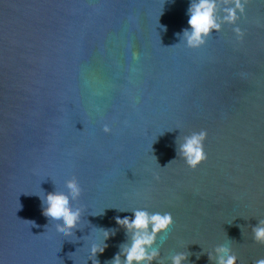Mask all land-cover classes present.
<instances>
[{"label": "water", "instance_id": "water-1", "mask_svg": "<svg viewBox=\"0 0 264 264\" xmlns=\"http://www.w3.org/2000/svg\"><path fill=\"white\" fill-rule=\"evenodd\" d=\"M189 2L0 0V264H86L94 228H112L107 264L126 240L115 218L132 215L109 207L170 212L165 261L213 264L202 248L227 239L238 264L264 258L251 232L264 219V0H249L243 43L225 25L198 49L177 45ZM200 129L208 159L192 170L177 138ZM73 180L75 240L33 194Z\"/></svg>", "mask_w": 264, "mask_h": 264}, {"label": "clouds", "instance_id": "clouds-1", "mask_svg": "<svg viewBox=\"0 0 264 264\" xmlns=\"http://www.w3.org/2000/svg\"><path fill=\"white\" fill-rule=\"evenodd\" d=\"M171 2L174 3L175 0H171ZM248 3L249 0H190L186 13L188 27L176 34L179 39L177 45L183 44L191 49L201 48L213 32L223 31L225 25L232 26L231 30L236 42L243 43L246 31L240 27V21L246 17ZM160 27L164 31L167 30L163 25ZM246 75V73H241L242 77ZM102 131L105 134H111L112 129L108 124H105ZM178 138L176 151L180 160L188 168L196 170L207 161L205 142L208 132L206 129L192 131ZM155 179L159 180V176H156ZM81 193L80 183L76 180L67 185L66 194L56 189L45 193L40 187L38 193H33L41 200L43 216L56 227V231L61 237L76 239L75 230L81 228L83 216V210L78 206ZM109 208H115L120 212H131L132 215L115 218V223L124 229L126 240L119 245V251L107 264H188L191 253L177 251L165 261L161 256L160 247L157 245L161 234L167 233L174 224V218L170 212H150L146 208L140 207L131 210ZM104 209L91 212L90 215H103ZM28 222L32 227L36 226L34 222ZM94 229L97 235L90 240L87 261L91 260L92 264H100L97 255L102 254L108 247L106 241L116 235V229ZM251 232L254 242L264 244V219H258V223L252 227ZM227 241L216 245L210 251L202 248L213 264H238L239 257L233 251L230 241L228 239ZM201 254H196L197 260ZM255 264H264V258L258 259Z\"/></svg>", "mask_w": 264, "mask_h": 264}]
</instances>
